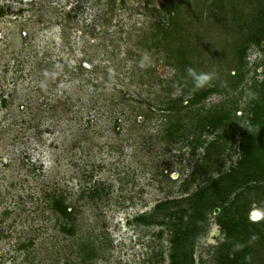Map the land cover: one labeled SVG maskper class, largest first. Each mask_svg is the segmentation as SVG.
Segmentation results:
<instances>
[{"label": "rangeland", "instance_id": "1", "mask_svg": "<svg viewBox=\"0 0 264 264\" xmlns=\"http://www.w3.org/2000/svg\"><path fill=\"white\" fill-rule=\"evenodd\" d=\"M213 1L0 0V264H226L219 217L264 219V176L223 188L264 165V39Z\"/></svg>", "mask_w": 264, "mask_h": 264}, {"label": "trees", "instance_id": "2", "mask_svg": "<svg viewBox=\"0 0 264 264\" xmlns=\"http://www.w3.org/2000/svg\"><path fill=\"white\" fill-rule=\"evenodd\" d=\"M232 1H234L233 4L228 7V9L231 8L233 10V19L231 22H233L236 28V32L241 33V42L239 43L238 47L240 48L239 52L241 53L242 57H245L248 46L250 44H260L264 39V0ZM213 2H216L213 6H220L221 10L222 6H225L224 0H215ZM245 7L249 8V11ZM178 16V13H175L171 18L170 23L168 24L169 27H164V29H161V31L165 39L168 40L169 38H173V40L170 41L169 44H174L173 50L175 49V52L180 58V61L177 63V65L179 66V68H182V65H184L185 62L188 63V58L185 57V55L187 54L186 45H188L190 38L188 34H186L188 38L183 36L184 34L181 32V29L183 27L179 22ZM189 68H183V70L186 69V74L187 69ZM232 80L234 82V86H237L241 82V76H232ZM216 91V88H210L206 91H203L202 93L196 94L193 97V100L195 102H200ZM262 108L264 107L260 102L258 105V109H256L255 111L256 116H258ZM211 123L214 127L218 128L222 123V116L217 117V119L215 120H211ZM250 156L252 157V161L257 164V169L253 170L252 173L247 176V179H244V177L246 176H244L242 180L238 179L237 176H234L232 180L226 182V184L223 185V188L225 186L224 190L228 194V197L230 194L236 193L237 190L241 189L243 185L249 183L250 181L258 182L263 178L264 165L259 163L260 160L255 155ZM247 157L244 160L240 161L241 166L249 162ZM204 193L205 192L202 191L198 196L202 195L203 197ZM217 197L219 198L220 195L217 194ZM228 197L224 198L223 201L228 199ZM236 200L237 201L233 204V206L236 207V210L231 214L230 219L223 220L221 216L219 217V224L224 230V239L221 242V246L222 249H224L226 252L224 254L225 258H227L226 264H240L241 259L247 261L248 258L252 255L258 256V244H262L263 242L261 241V239H264V219L258 223L252 222L248 213L250 203L245 202L240 204L238 201L239 196ZM57 208L62 212L68 213L67 207H64L63 205H60ZM201 214L202 213L200 212L198 219L201 218ZM235 215H238V218H236Z\"/></svg>", "mask_w": 264, "mask_h": 264}, {"label": "clouds", "instance_id": "3", "mask_svg": "<svg viewBox=\"0 0 264 264\" xmlns=\"http://www.w3.org/2000/svg\"><path fill=\"white\" fill-rule=\"evenodd\" d=\"M187 72H188V74L190 76H192L194 78L195 83H196V87H202L210 79L208 74H199V75H197L195 73V71L193 69H191V68L187 69Z\"/></svg>", "mask_w": 264, "mask_h": 264}, {"label": "bare ground", "instance_id": "4", "mask_svg": "<svg viewBox=\"0 0 264 264\" xmlns=\"http://www.w3.org/2000/svg\"><path fill=\"white\" fill-rule=\"evenodd\" d=\"M255 214L257 215V217H256L257 220H258L259 218H261V216H262V213H261V212H256ZM258 214H260V215H258Z\"/></svg>", "mask_w": 264, "mask_h": 264}, {"label": "water", "instance_id": "5", "mask_svg": "<svg viewBox=\"0 0 264 264\" xmlns=\"http://www.w3.org/2000/svg\"><path fill=\"white\" fill-rule=\"evenodd\" d=\"M219 212H220V208H216L215 213H219ZM254 215H255V219H256L257 215L256 214H254ZM258 215H260V214H258Z\"/></svg>", "mask_w": 264, "mask_h": 264}]
</instances>
